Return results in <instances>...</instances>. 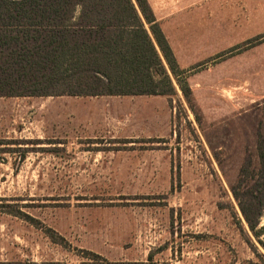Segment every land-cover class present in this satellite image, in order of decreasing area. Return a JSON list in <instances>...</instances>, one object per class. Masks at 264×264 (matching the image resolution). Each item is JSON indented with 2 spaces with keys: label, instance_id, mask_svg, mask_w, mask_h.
<instances>
[{
  "label": "rangeland",
  "instance_id": "rangeland-1",
  "mask_svg": "<svg viewBox=\"0 0 264 264\" xmlns=\"http://www.w3.org/2000/svg\"><path fill=\"white\" fill-rule=\"evenodd\" d=\"M174 13L172 95L0 97V264H264L230 191L264 124V0Z\"/></svg>",
  "mask_w": 264,
  "mask_h": 264
},
{
  "label": "trees",
  "instance_id": "trees-1",
  "mask_svg": "<svg viewBox=\"0 0 264 264\" xmlns=\"http://www.w3.org/2000/svg\"><path fill=\"white\" fill-rule=\"evenodd\" d=\"M159 52L177 78L180 69L146 0H0V97L172 95ZM175 81L189 101V86ZM252 133L255 159L244 160L230 191L258 237L264 124L256 116Z\"/></svg>",
  "mask_w": 264,
  "mask_h": 264
},
{
  "label": "crops",
  "instance_id": "crops-1",
  "mask_svg": "<svg viewBox=\"0 0 264 264\" xmlns=\"http://www.w3.org/2000/svg\"><path fill=\"white\" fill-rule=\"evenodd\" d=\"M146 1L152 11L155 21L157 22L161 32L163 33L176 60V56L173 52V49L171 45L169 44L168 38L166 37V34H165L166 32L163 28L164 24L162 23V20H163V17L166 18L168 16L174 15L175 14L174 12L178 10L180 3H182L184 0H146ZM176 63L179 66L177 60H176Z\"/></svg>",
  "mask_w": 264,
  "mask_h": 264
}]
</instances>
